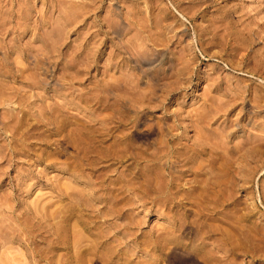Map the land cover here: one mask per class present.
Returning a JSON list of instances; mask_svg holds the SVG:
<instances>
[{"label":"rangeland","instance_id":"obj_1","mask_svg":"<svg viewBox=\"0 0 264 264\" xmlns=\"http://www.w3.org/2000/svg\"><path fill=\"white\" fill-rule=\"evenodd\" d=\"M0 97V264H264V0H0Z\"/></svg>","mask_w":264,"mask_h":264},{"label":"bare ground","instance_id":"obj_2","mask_svg":"<svg viewBox=\"0 0 264 264\" xmlns=\"http://www.w3.org/2000/svg\"><path fill=\"white\" fill-rule=\"evenodd\" d=\"M21 67V66H20ZM23 69V68H22ZM16 70V69H15ZM20 72H22V70H19ZM18 71V72H19ZM28 78V77H27ZM5 79V78H4ZM2 80H3V78H2ZM3 85V84H2ZM8 87V86H7ZM30 89V88H29ZM8 95V94H7ZM8 96H10V95H8ZM3 97V96H2ZM13 97V96H12ZM1 98V97H0ZM10 98V97H9ZM149 100V99H148ZM20 101V100H19ZM214 107V106H213ZM10 111V110H9ZM212 115V114H211ZM112 121V120H111ZM205 121V120H204ZM20 122V121H19ZM13 128V127H12ZM155 128V127H154ZM10 131V130H9ZM159 132H160V130H159ZM201 132V131H200ZM63 133V132H62ZM73 134V133H72ZM142 134H144V135H147V134H149L148 132H143ZM160 134V133H159ZM62 135V134H61ZM209 137V136H208ZM108 145V144H107ZM129 147V146H128ZM170 149V148H169ZM178 150V149H177ZM173 151V150H172ZM175 151V150H174ZM184 152V151H183ZM198 152L200 153V150H198ZM225 153V152H224ZM112 160V159H111ZM118 162V161H117ZM201 164V163H200ZM218 165V164H217ZM111 169V168H110ZM220 171V170H219ZM153 175V174H152ZM195 177L198 175L197 173H195V174H193ZM219 181H220V179H219ZM216 182V181H215ZM209 183V182H208ZM211 185V184H210ZM176 189V188H175ZM199 190V189H198ZM200 191V190H199ZM110 193V192H109ZM177 193V192H176ZM175 193V194H176ZM68 195V194H67ZM177 195V194H176ZM167 196V195H166ZM198 196V195H197ZM114 198V197H113ZM178 198V197H177ZM213 198V197H212ZM175 198H174V193H173V189L171 190V194H170V199H169V201H168V204H167V206L168 205H170L171 204V206H173V208H175V206H183L184 205V203H183V200L181 201V202H176L175 200H174ZM213 201V200H212ZM222 201V200H221ZM219 203V202H218ZM110 204V203H109ZM206 204H208V203H206ZM209 204H212V203H209ZM207 212V211H206ZM238 214V213H237ZM209 223V222H208ZM234 223V222H233ZM234 225V224H233ZM226 226V225H225ZM181 228L183 227V225H181L180 226ZM211 227V226H210ZM227 228H228V226H226ZM208 228H209V226H208ZM215 228V227H214ZM238 228V227H237ZM231 229V228H230ZM229 229V230H230ZM235 229H236V227H235ZM243 229V228H242ZM245 229V228H244ZM247 229H248V227H247ZM245 231V230H244ZM244 231H242V232H244ZM247 231V230H246ZM248 231H251V230H249L248 229ZM203 232V230H201V233ZM232 232V231H231ZM259 232V231H258ZM201 233H200V235H201ZM245 233H247V232H245ZM223 234H224V236H227L226 237V239L227 240H229V237H228V235H227V233H225V232H223ZM226 241V240H225ZM242 242V241H241ZM223 255H224V253H223ZM226 255V254H225ZM226 257V256H225Z\"/></svg>","mask_w":264,"mask_h":264}]
</instances>
